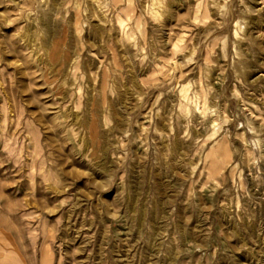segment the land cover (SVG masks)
<instances>
[{
  "label": "rangeland",
  "instance_id": "rangeland-1",
  "mask_svg": "<svg viewBox=\"0 0 264 264\" xmlns=\"http://www.w3.org/2000/svg\"><path fill=\"white\" fill-rule=\"evenodd\" d=\"M0 264H264V0H0Z\"/></svg>",
  "mask_w": 264,
  "mask_h": 264
}]
</instances>
